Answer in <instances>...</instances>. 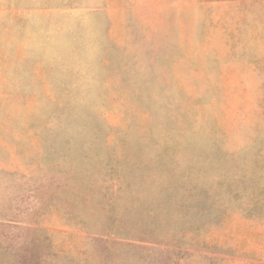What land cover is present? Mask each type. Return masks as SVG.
Returning <instances> with one entry per match:
<instances>
[{
    "label": "rangeland",
    "instance_id": "374dc122",
    "mask_svg": "<svg viewBox=\"0 0 264 264\" xmlns=\"http://www.w3.org/2000/svg\"><path fill=\"white\" fill-rule=\"evenodd\" d=\"M0 264H264V0H0Z\"/></svg>",
    "mask_w": 264,
    "mask_h": 264
}]
</instances>
